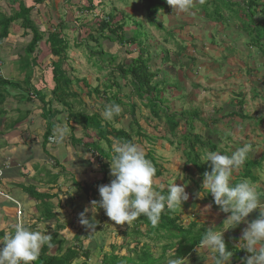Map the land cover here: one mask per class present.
<instances>
[{"label":"rangeland","instance_id":"rangeland-1","mask_svg":"<svg viewBox=\"0 0 264 264\" xmlns=\"http://www.w3.org/2000/svg\"><path fill=\"white\" fill-rule=\"evenodd\" d=\"M48 1V3L43 2L39 5L41 12L39 11L38 13H40V16L35 15V20L33 19L38 25L43 39L39 43L38 64L34 68L31 82L37 89H50V93L47 91L44 99L46 96L51 95L52 87L55 85V82H52V63L59 60V57L51 52V46L47 42V38L50 32L59 31L67 39L69 46L67 61L63 64V68L70 78L79 79V83L74 81L72 85V91L77 92L79 95V98L74 101L73 111L75 113L84 111L89 114L97 111L102 115L106 106L113 104L107 101V97H111L117 90L120 91L115 82L119 83L122 87L121 95L127 94L129 96L128 99L136 103V116L145 134L144 136H140L133 133V143L140 146L146 155L149 152L152 153L151 157H148L150 155L147 156V159L153 165L157 164L158 168L162 171L160 181H164V183L159 181V184L167 186L175 182L178 185H186L185 190L189 193V199L178 210L182 223L188 225L193 219H196V221L205 224L208 228L212 227L222 230L227 225V222L224 223V221L230 213L221 212L219 207L215 205L211 195L203 199H196L193 196L195 192L201 190L203 175L192 164L187 162L184 151L187 143H179L183 140L182 132L185 131L184 122L180 124L176 133H172L166 118L157 119L153 116L150 109L144 104L145 100L143 102L135 94L130 84V76L124 78L120 76L121 73L119 71L113 70L119 63H131V58L137 56V53L140 51L141 46L139 47L137 44L141 42L142 48L145 49L144 58L151 57L149 63L151 70L158 72L159 78L161 80L164 79L167 83V86H164L167 98L165 105L169 106L172 111L177 110V112L186 113V116L187 113L195 115L193 111L199 110L198 115L194 118L195 128L193 132L195 134H201L204 139H212L218 145L215 151H219L222 154H229L231 151H235L239 144L247 143L251 145L252 151L249 153V156L256 162L252 166V171L258 178L257 181L252 183L255 185L261 198L264 196V128L261 127L262 121L255 123L259 127L255 129L257 131L255 133L251 129L254 122L252 119H249L250 117L254 118L253 115L258 116L256 119L264 118V110H262L264 109V100L262 99L260 104H257L261 97L253 92L257 90V85L254 81L247 82L246 78L235 77V73L245 74L246 72L251 76L253 75V70H257L256 77H262L264 81V61L257 59L247 67V59L243 61L245 65L230 60L231 56H234L233 53L237 52L235 51L236 45H233L234 40L237 39V34L242 35L243 32L251 33L250 38L254 42L252 49L249 50V55L258 57L261 51V56L263 57L264 21L259 22L256 19H251L249 24H244V20L241 18L242 8L230 14L232 16L231 19H226L225 15L227 14L225 13L229 12L230 8L225 10L224 7L230 2L229 0H205L202 4L203 6H198L196 2L193 12L186 14L185 17L174 13L173 9L170 10V6L166 0H158L161 5L167 4L169 6V8L161 10L158 14V18L162 21L165 29H161L150 22L146 0H94V7L90 6L89 0ZM263 6L264 4L261 5V7ZM114 15H117V17ZM105 18H110V27H116L119 23L124 24V29L126 30L125 36L127 38H131L133 35L136 36V43L128 41L125 44L117 46L116 43L114 44L117 35L114 36V34H111L106 29L105 34L109 35L110 39L99 40L103 43V45H99L95 38H99V24ZM18 21L16 24H14V21L11 26V29L15 30L14 34L16 35V39L12 43L15 46L11 54L16 57L18 56L19 60L21 56H24V48L29 44L33 35L31 31L23 27L22 19ZM25 31L28 35H24ZM201 39H203L206 46H209V52H211L209 55L206 54L205 58L201 50ZM206 46H204V50ZM215 46L220 49V53L215 54L212 51V48ZM102 49H105L107 55L100 54ZM110 49L115 50L116 54L112 55ZM203 58L209 59L211 62L214 61L219 65L218 73H220L219 79L221 80V84L225 82L228 85L223 87L222 85L218 86V82L209 83L216 74L213 70L205 74L206 67L204 64H201V59L203 60ZM112 61L114 62L112 63ZM230 61L232 62V67L228 66ZM21 65L19 63V68L13 67L14 72L12 71L11 75L18 76L15 78L20 80L23 87L28 88L23 83L25 72ZM222 74L231 76L222 77ZM207 78L208 82H206ZM84 79L88 82V87L83 82ZM107 84H111V88L108 89L106 87ZM245 84L246 86H244ZM13 86L17 88L16 84ZM96 88L100 89V94L95 90ZM238 88L241 90L239 91ZM106 89L107 93L104 95L103 92ZM240 92L244 93V96H240ZM33 96L35 97V94ZM51 97H49L51 100L49 99L46 104L53 103V107L62 108L59 110L58 116L64 114L65 117L59 118L58 121L61 125L67 126L70 132H72L71 136L73 135L76 138L74 142L70 138L67 149L74 150L81 162L80 166L70 163V167L68 166L69 162H65L63 167H69V171L72 172L73 183L74 179L83 180L82 182L86 181L89 184L101 180L102 174L100 173L97 175L98 177H95L94 173L97 152H92L84 146L85 140L98 138L96 133L90 129L89 134H91L92 138L87 137L83 126L76 123L73 118H69V112L67 111L69 109L66 110L56 99ZM128 99L125 98L124 100ZM120 106L122 112L119 116H115L111 121L103 119L109 122L112 127L126 128L131 123L132 117L126 109L128 107L122 104ZM257 106H259L258 110H256ZM231 111H235L237 114L230 117L231 114H227ZM212 119H219V122L214 123ZM206 123L209 125H206ZM133 126L137 129L135 122ZM211 129H216L217 131L211 132ZM218 137L222 141H218ZM80 138H84L85 140L77 141ZM170 140L174 143L172 144ZM116 142L119 141L115 139L111 140L110 147ZM55 145H58V143ZM86 145L90 144L86 143ZM104 145L109 148V142L104 141ZM198 147L200 148V145ZM200 150L203 153L212 150V146L206 145L205 148L203 147ZM205 163L211 164L210 162ZM234 177L236 178V173H234ZM113 178L109 175V179L105 184L110 183ZM247 179L250 182L252 181V178ZM165 188L167 189V187ZM67 190L72 191L74 198L73 202L70 201L69 203L68 200L71 197L69 195H62V205L67 208L66 210L69 213V215L65 213L62 218L65 220L66 218L70 220L71 217L79 218L81 209L90 205V203L85 202L80 196L86 193L83 188L78 191L73 186L65 187L64 191ZM76 191L80 193L76 195ZM73 203V207H76L77 211L72 209ZM258 214L259 210L254 211L249 215L248 220L251 221L257 218ZM101 217L104 218L103 221H101ZM96 221L98 223L94 231L87 230L86 232L80 230L82 237L80 241H84L82 246L89 249L91 253L88 261L89 264H102L103 254L112 253V244L118 246L116 252L118 251L117 253L120 255L126 254L128 244L134 246L132 235H128L127 233L128 230L131 231L133 229V223L130 226L126 223L124 225H116L105 213L102 214L100 211L96 214ZM78 223L75 222V225ZM246 226V223L241 222L238 226L229 228L224 233H227L229 238L235 239V243L240 250L242 249L247 252L246 249L242 248L243 243L241 240L242 232ZM145 229L146 226L143 224L142 230ZM78 231L76 226H71L62 229L61 234L68 237L66 241L71 239L67 242V244L71 245L76 242L74 236ZM145 240L143 239L142 241ZM165 242L161 240L158 243V247L155 249L156 254H160L161 246ZM51 249L54 253L53 255H55L57 248L53 246ZM171 253L172 251L169 252V255ZM194 255L200 257L204 264H214L213 255L208 250L201 249L200 253L196 248ZM186 261L187 264L191 262V260ZM195 263L198 264L197 262ZM229 264H244V259L237 260L235 256H232Z\"/></svg>","mask_w":264,"mask_h":264},{"label":"trees","instance_id":"trees-1","mask_svg":"<svg viewBox=\"0 0 264 264\" xmlns=\"http://www.w3.org/2000/svg\"><path fill=\"white\" fill-rule=\"evenodd\" d=\"M36 4H39L43 2L44 0H34ZM148 3V17L150 19V22L152 24H155L161 29H165V27L162 25V21L159 20L158 14L161 10L168 8L167 4L161 5L158 0H146ZM90 6L94 7V0H89ZM20 11L16 13L15 15H12L11 18H8L7 16L0 17V41H3L8 36L10 25L12 26L13 22L17 19H22V25L25 29H28L32 33V39L29 42V44L24 48L25 54L24 56H21L19 61L22 69L25 72V78L23 80V83L28 86V88L23 87L21 82H15V81H5L1 80V88H0V96H2L1 90L6 86V84L11 85V87L14 84L17 85V88L21 89V93L25 96L30 97V99L37 96L38 99H41L44 101V93L43 89H37L32 85L31 78L34 74V68L38 64V57H39V43L43 39V35L38 27V25L34 22V20L31 18V12L34 9L33 4H24L21 3L19 5ZM117 17V15H114ZM115 17V18H116ZM106 19V20H105ZM103 19L100 24V33L99 38H95L99 45L103 43L99 40H106L109 38V35L105 34V30L108 29L111 34L117 35L116 40L114 44L116 43L118 45H122L127 43L128 41H132L133 43H136L137 37L132 36L131 38H127L125 36L126 30L124 29V24L119 23L116 27H110L109 22L110 18ZM62 25V24H61ZM63 26V25H62ZM28 33V32H27ZM92 38H94L92 36ZM110 39V38H109ZM112 41V40H111ZM47 42L51 46V52L59 57V60L54 61L52 63L53 69L51 70V73L53 74L52 78L55 82L54 87H52V98L56 99L69 113V118H73L76 123H79L83 126L84 133L87 137L92 138L91 134H89V130L92 129L97 135V139L92 140H85L84 138L77 139L81 140L84 139L85 143L84 146L86 149H89L90 151H96L97 152V162L95 164V177L102 174V179L94 181L92 184H89L88 182H82L74 180V185L76 189L79 191L83 188L86 194H83V198L85 202L90 203L92 200H100V195L98 188L100 185L105 184L106 181L109 179V172H110V160L113 156V153L111 151V140L115 139L119 142H125V141H131L133 142V133H136L137 135L144 136L143 127L141 126L139 120L136 116V103L134 101H130L128 99V95L122 94V87L119 83L115 82L120 91L117 90L115 94H112L111 97H107V101H110L115 104H122L126 108L127 111L131 114L132 121L129 124L128 127L123 128H116L112 127L111 124L107 121H105L99 112L95 111L92 113H86L84 111L80 113H75L73 110L74 101L79 98V95L77 92L72 91V85L75 82L79 83L78 78H70L68 76L67 72L63 68V64L67 61V52L69 49L68 41L65 37L61 35V33L58 31L50 32ZM140 51L137 53V56L132 57L131 63H119L116 65V67L113 70L119 71L120 76L124 78H128L130 76V84L132 85L134 92L136 95L139 96L141 100H145V105L147 108L150 109V112L153 116H155L157 119H162L163 117L166 118V121L170 127V130L172 133H176V130L179 128L180 124L184 122V128L185 131L182 132L183 140L182 142H179L180 144L187 143L186 147L184 148L185 156L187 157V162L192 164L197 171L203 175L205 171H211V164L203 163V160L201 159V150L203 147L205 148L206 145L212 146V151H215L218 148L217 143L213 142L212 139H204L201 134H195L193 132L195 128V122L194 118L198 115L199 110L193 111V114H188L186 116V113L184 112H177V110L172 111L169 106H166L167 98L165 96L166 91H164V86H167V83L164 79L159 78V73L152 71L150 68V60L151 57L145 59L144 58V52L145 49L142 48V43L139 42ZM110 52L112 55L116 54L115 50H111ZM100 54H106L105 49H102L100 51ZM99 54V55H100ZM100 55V56H101ZM114 61H112L113 63ZM83 82L88 87V82L84 79ZM106 87L109 89L111 88V84H107ZM82 91L83 89L80 88ZM96 91L100 94V89L96 88ZM119 91V92H118ZM89 93H91L89 91ZM104 95L107 93V89L105 92H103ZM37 94V95H36ZM122 96V97H121ZM128 100H124V99ZM74 99V100H73ZM71 111V112H70ZM59 110H53V109H47L43 112V117L47 120V127L46 131L44 133V143H47L50 138L53 136L54 127H55V121L54 118H56L59 115ZM231 114V115H230ZM237 112L231 111L227 115L234 116ZM189 115V116H188ZM221 119V118H219ZM219 119H212L214 123H218ZM252 119V118H250ZM134 122L137 124V129L135 126H133ZM254 122L253 126H255ZM206 125H209L206 123ZM258 127V126H257ZM261 127H263L261 125ZM259 128V127H258ZM74 130V128L72 127ZM136 129V130H135ZM135 131V132H134ZM212 131H217L216 129H211ZM71 138L74 142L76 138L72 135ZM225 138V137H224ZM228 138V137H226ZM220 140V137H218V141ZM89 141V142H88ZM105 142H109V148L105 147ZM222 141V140H220ZM170 142L173 144L174 142L170 140ZM189 142V143H188ZM86 143L90 145H86ZM245 143V142H242ZM200 145V148L198 147ZM244 144H239L238 147L243 146ZM228 146V144H227ZM237 147V148H238ZM231 151V150H229ZM232 151L227 154L231 155ZM150 155V156H148ZM152 153L149 152V154L146 155L148 157H151ZM249 156V155H248ZM255 160L251 159L250 156L246 159L244 165L242 168L236 173V178H233V183H237L240 180L252 178V182H255L258 180V178L254 175L252 171V166L254 165ZM154 167L156 168V174L154 177V180L156 184H159L162 171L160 168H158V165L155 164ZM98 177V176H97ZM243 177V178H241ZM248 180V179H247ZM164 183V181H160ZM168 183V182H167ZM264 186V185H263ZM155 187V184H154ZM158 190V189H157ZM262 192V190H260ZM69 192V190L67 191ZM71 197V193L68 194ZM162 194H167V189H164V192ZM57 193L49 194L48 197H57ZM264 199V196H262ZM73 198H69L68 202H72ZM102 214H104V210H99ZM179 211H176L175 213H169L168 211H165L162 213L160 217V221L156 227H153L151 225V222L144 216L139 217L137 220L133 222V229L130 231L128 230V235H132V243H134V246L131 244L127 245V252L124 255H120L116 252L118 249V246L116 244H112V253L110 254H103L102 256V264H167V261L172 258H176L178 256L185 257L186 260H191L190 264H204L203 260L200 257H197L194 255V251L196 248H198L199 240L203 236L204 232L208 229L205 224L199 223L196 221V219H193L188 225H184L182 223V219L180 215L178 214ZM50 213V217L54 218L55 213ZM53 216V217H52ZM50 218V219H51ZM104 218L101 217V221H103ZM73 222H79V218H74ZM145 224L146 229L142 230V225ZM77 225L80 226L79 232L74 236L75 243L71 244L69 246H66L65 239L58 238V231L62 228L66 229V225L62 223L56 224V231L51 235L52 237V244L53 246L57 245V249L59 253H56L55 255L50 254L51 248H49L47 245L43 246L40 252V255L38 259L33 262V264H89L88 261L90 259V250L84 248L82 244L84 241H80L81 232L80 230H84L87 232L86 228L78 223ZM77 226V228H79ZM218 230V229H216ZM131 232V233H130ZM87 236H89L87 234ZM225 243L227 246V249L233 253V257L235 256L237 260L244 259L247 255H250L245 250H240L238 246L235 243L234 238H229L227 233H224ZM143 239H146L145 241H142ZM149 239V240H147ZM161 240L166 241L161 246L160 254H156V247H158V243H160ZM83 247V249H82ZM122 248V247H121ZM65 250V251H64ZM64 251V252H63ZM172 253L169 255V252ZM62 253V254H61ZM83 258V259H82Z\"/></svg>","mask_w":264,"mask_h":264},{"label":"clouds","instance_id":"clouds-1","mask_svg":"<svg viewBox=\"0 0 264 264\" xmlns=\"http://www.w3.org/2000/svg\"><path fill=\"white\" fill-rule=\"evenodd\" d=\"M174 13L191 14L194 10L195 0H166ZM203 4L204 0H199ZM122 108L119 104H110L102 112L105 120L111 121L119 116ZM70 135L67 126L56 124L55 141L62 144ZM53 139V140H52ZM113 156L110 160V175L114 177L110 183L99 186L100 200H92L79 213V223L90 230L96 229V214L103 209L106 216L116 225H131L139 217H146L153 227L160 221L162 213L168 211L175 213L189 199L186 185L175 182L165 186L156 184L154 177L156 168L146 158L144 150L131 141L113 143L111 149ZM250 144L245 143L238 147L231 155L219 151L208 150L201 154L203 163H211V171L203 173L201 190L193 194L196 199H203L211 195L215 205L224 213H230L222 230L208 228L201 239L197 251L201 249L212 253L214 264H229L233 253L227 249L224 232L229 228L246 223L242 232L244 249L250 255L244 258V264H264V199L257 192L256 187L247 179L233 183L234 173L244 165L249 153ZM155 184V187H154ZM167 187V194H162ZM158 189V190H157ZM6 193V192H5ZM8 194V193H6ZM64 195V194H63ZM1 196V195H0ZM2 196V198L10 199ZM259 210L257 218L249 221L248 217ZM91 213V217H89ZM223 223V224H224ZM52 237L39 231L17 223L12 234L0 238V264H33L43 246L53 247ZM167 264H187L185 257L169 259Z\"/></svg>","mask_w":264,"mask_h":264},{"label":"crops","instance_id":"crops-1","mask_svg":"<svg viewBox=\"0 0 264 264\" xmlns=\"http://www.w3.org/2000/svg\"><path fill=\"white\" fill-rule=\"evenodd\" d=\"M229 1L230 2L224 7L225 10L230 8V11L225 13L227 14L225 15L226 19H231L232 16L230 14H233L237 9L242 8L241 18L244 20V24H249L251 19H256L259 22L264 21V6L261 7V5L264 4V0ZM43 2L48 3L49 1L44 0ZM43 2L36 4L34 0H0V17L7 16L8 18H11L12 15H15L20 11L19 5L21 3H26L35 6L31 12V18L35 20V15L38 17L40 16V13H38L39 11L41 12V10H39V5ZM196 2L198 3V6H203L199 3V0H195V3ZM170 10H172L171 6ZM185 15L186 14H183L181 16L185 17ZM18 20L21 19H17L14 24H16ZM11 30L10 25L8 36L3 39V41H0V84L2 82L1 80L20 83V80L15 78L18 76L11 75V72H14L13 67L16 66V68H19L18 66L20 63L18 56L16 57L11 54V51H13L15 46V44L12 43H14V39H16V35L14 34L15 30H12L13 32ZM24 35H28L26 34V31L24 32ZM250 36L251 33L246 32H243L242 35L237 34V39L234 40L233 44L236 45L235 51L237 52L233 53L234 56H231L230 54V60L245 65L243 61L247 59V67L257 59L264 61V55L263 57L261 56V51L258 55L259 58L249 55V50H251L252 45H254ZM201 40V50L203 51V56L205 58L206 54L209 55L211 52H209V46H206L203 39ZM204 46H206V51L204 50ZM212 51L215 52V54L220 53V49L217 46L213 47ZM204 58L203 60L201 59V64H204L206 67L205 74H208L211 70L216 74L209 83L218 82V86L222 85L223 87L228 85L225 82L221 84V80L219 79L220 73H218L219 65L214 61L211 62L209 59ZM228 66H233L231 61ZM212 67L213 69H211ZM257 72V70H253V75L251 76L248 75V72L245 74L235 73V77L246 78L245 80L247 82L254 81L257 85V90L253 92L261 97L260 101L257 103L259 105L261 100H264V81L262 77H256ZM221 76L227 77L231 75L222 74ZM206 82H208V78L206 79ZM244 86H246V84ZM240 90L241 89H239V91ZM47 91L50 93V89L43 90V93L46 95ZM1 92L0 167L4 169L5 173L0 179V189L3 192L8 193L10 199H5L0 196V238H3L6 234H12L17 223H23L25 227H28L33 231H39L43 234L49 235L55 233L57 223H64L66 228L71 226L77 227L78 225H75V222H73L76 217H71L70 220L62 218L65 213L68 215L69 213L66 210L67 208L62 205L63 200H61L62 195H67L66 193H71V197L74 198L72 191H64L65 187H75L72 179V172L69 171L70 163H74L76 166L81 165L80 158L77 157L76 152L70 148L67 149L72 132H70V135L65 139V141L69 140L67 142L64 141L62 144L55 145V141H48L47 143H44L45 141H43L47 127V120L43 117V112L49 108L53 110H61L62 108H55L56 106L53 107V103L46 104L51 95L46 96L44 101L42 98L38 99L37 96L30 99V97L21 93L22 91L20 88L11 87L9 84H6ZM243 94L244 93L242 92L239 93L240 96H244ZM258 107L259 106L256 107V110H258ZM64 117L63 114L62 116L54 118L55 124H60L58 119ZM253 117V122L262 121V126L264 128V118L256 119L258 117L257 115H253ZM251 129L256 133L257 131L255 129H257V125H252ZM65 162H69V167H63ZM74 180L79 181L78 179ZM50 193H57L58 195L56 198L52 196L47 198ZM76 193V195H78L80 192L76 191ZM80 196L84 200L83 196ZM73 205L74 203L71 206L72 209L77 211V208L73 207ZM84 208L85 207H83L81 211H83ZM49 212L55 213L54 218L49 216ZM91 215L92 214L89 213V217H91ZM47 227L49 228L45 229ZM62 229L58 231V238L66 240L68 237L61 234ZM77 229L79 230L80 226ZM69 240L71 239L65 241L66 245H70L67 244ZM0 247H2V245H0ZM54 247L57 248V246ZM56 250V253L60 254L58 249ZM50 254H54L52 249Z\"/></svg>","mask_w":264,"mask_h":264},{"label":"built area","instance_id":"built-area-1","mask_svg":"<svg viewBox=\"0 0 264 264\" xmlns=\"http://www.w3.org/2000/svg\"><path fill=\"white\" fill-rule=\"evenodd\" d=\"M4 173H5L4 169L0 167V179L4 176ZM0 195L9 198L8 194L3 192L1 189H0Z\"/></svg>","mask_w":264,"mask_h":264}]
</instances>
